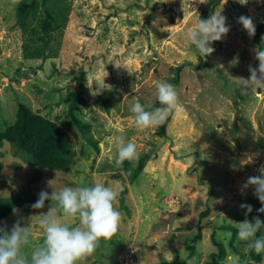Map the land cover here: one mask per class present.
Returning <instances> with one entry per match:
<instances>
[{
	"label": "rangeland",
	"instance_id": "374dc122",
	"mask_svg": "<svg viewBox=\"0 0 264 264\" xmlns=\"http://www.w3.org/2000/svg\"><path fill=\"white\" fill-rule=\"evenodd\" d=\"M61 1L70 8L69 20L51 32V56L27 59L18 4L0 0V131L15 122L18 103L25 102L59 123L72 136L75 151L69 168L51 170L33 165L24 150L4 141L0 191L17 201L18 209L4 222L9 227L17 219L28 223L33 242L39 244L44 234L38 214L46 213L51 201L43 209L31 205L42 190L51 194L65 186L97 182L123 185L115 205L122 214L119 231L112 240H102L84 264H172L190 254L188 245L196 246L189 258L192 264H205L218 252L214 232L228 252L220 264H264V254L254 258L232 227L222 226L230 224L238 231L245 219L242 203L253 206L249 220L257 215L264 219V213L256 211L261 204L253 190L243 196L239 191L264 165V88L241 95L243 78L250 75L248 65L258 64L253 49L259 45L237 22L241 15L252 16L256 31L263 26L264 42V3ZM213 12H222L231 27L222 40L213 42V53L203 57L185 33ZM39 16L44 17L43 9ZM179 66L180 79L174 85L183 110L170 114L166 136L158 134V126L138 130L130 105L136 100L155 102L154 83L168 82ZM82 72L79 82L76 76ZM70 89L82 96L75 113L91 124L86 132L98 149L67 115L62 98ZM101 94L111 98L106 108L100 105ZM121 132L137 145L143 159L140 170L138 163L126 161L122 168L115 166L113 138ZM248 157L253 162L242 164ZM199 228L202 237L194 241Z\"/></svg>",
	"mask_w": 264,
	"mask_h": 264
},
{
	"label": "clouds",
	"instance_id": "9594fccd",
	"mask_svg": "<svg viewBox=\"0 0 264 264\" xmlns=\"http://www.w3.org/2000/svg\"><path fill=\"white\" fill-rule=\"evenodd\" d=\"M11 2L17 5L20 0H11ZM198 2L207 4L208 0H198ZM236 2L247 5L249 0H236ZM255 2L264 3V0H255ZM182 11L184 12L183 3ZM237 22L242 25L249 37L255 35L256 25L252 16L241 15L237 18ZM230 27L227 24V17L222 15V12H213L206 19L200 17L194 27L187 29L185 36L200 56L206 57L214 51L211 46L213 42L222 40L230 31ZM253 51L258 64L248 65L250 75L248 78H243L241 95H247L253 88L256 90L264 88V49L257 47ZM154 88L159 107L154 106L151 101L142 104L139 100L130 105L134 125L138 130L160 126L167 121L171 113L183 110L182 105L179 104L175 85L157 80ZM113 140L117 149L114 161L117 168H122L125 161L132 164L138 162L140 154L137 145L127 140L123 132L116 135ZM252 162V157H248L242 164ZM258 173L249 176L239 191L243 196L246 195V190L251 188L253 195L261 204L256 211L264 213V165L259 167ZM123 190V185L113 187L99 182L90 186H65L59 191L54 189L51 194L42 190L38 194V200L31 205L33 209H43L45 202L51 201L49 210L38 214L40 216L38 225L44 234L42 243L33 242L29 224L23 223L21 219H17L11 227L7 222L0 221V264H84L94 255L102 240H112L118 233L122 214L115 205ZM53 202L55 209L52 207ZM239 207L246 211H244L245 219L238 224V239L246 242V247L257 255L264 254V233L257 235L261 229H264V220L259 215L252 217L251 220L247 218L253 211L251 204L242 203ZM17 213L18 209L13 208V214ZM72 219H76L78 223L75 225L70 223ZM133 250L135 251L134 247ZM180 258L185 259L183 256ZM187 264L192 262L189 260Z\"/></svg>",
	"mask_w": 264,
	"mask_h": 264
},
{
	"label": "trees",
	"instance_id": "16d2710c",
	"mask_svg": "<svg viewBox=\"0 0 264 264\" xmlns=\"http://www.w3.org/2000/svg\"><path fill=\"white\" fill-rule=\"evenodd\" d=\"M219 0H214L212 6L217 4ZM214 3V4H213ZM43 9L44 17H40V10ZM18 23L23 30L24 36H26L24 45V56L27 59H47L49 58L52 47L50 45L51 32L63 29L69 20V10L61 0H20L17 5ZM262 27L256 31L255 41L261 49H264V42L261 38ZM34 42V44H33ZM182 66L176 68V75L169 79V83L175 84L180 79V71ZM57 70V68H56ZM26 75V74H25ZM85 73L82 72L76 79L81 82ZM28 76V75H27ZM26 77V76H25ZM69 92L62 100L68 104L67 115L72 122L81 128L86 140L97 147L98 142L94 141L86 132L91 124L83 122L75 113L79 104L82 102V96L75 90H68ZM100 105L104 108L111 102L109 96L101 94L99 96ZM154 106L159 107L158 101L153 102ZM170 120V116L167 121L158 126V134L166 136V127ZM4 141H9L16 145L18 148L24 150L26 154L30 156V161L33 165L38 167L51 169V170H63L69 168L70 161L74 156V149L72 147L73 138L70 134L63 130V128L55 120L51 119L34 111L27 103L19 102L16 112V120L14 123L8 124L7 128L0 131V155L1 148L4 146ZM126 163H129L126 161ZM139 170L143 168V159L138 160ZM135 176L139 173L138 169H135ZM17 201L5 198L0 191V221H4L7 216L15 208ZM264 220V219H262ZM225 228L232 227L234 234L238 231L230 224H222ZM262 229L257 235H261ZM202 237L201 229L194 236V241L199 240ZM214 244L218 247V252H212L211 261H207L205 264H220L228 255L227 249L224 243L217 240L216 233L212 235ZM230 241L231 248H233V240ZM190 254L183 260L175 261L172 264H187L190 257L195 254L196 246L188 245ZM252 255L256 259H260V255L251 251ZM171 264V263H170ZM241 264V262H240Z\"/></svg>",
	"mask_w": 264,
	"mask_h": 264
},
{
	"label": "water",
	"instance_id": "95a60500",
	"mask_svg": "<svg viewBox=\"0 0 264 264\" xmlns=\"http://www.w3.org/2000/svg\"><path fill=\"white\" fill-rule=\"evenodd\" d=\"M3 77V75L0 73V81H1V78ZM155 176H156V174H155Z\"/></svg>",
	"mask_w": 264,
	"mask_h": 264
}]
</instances>
